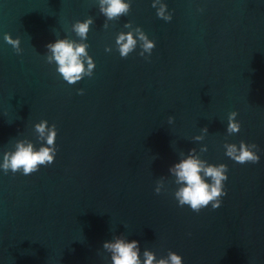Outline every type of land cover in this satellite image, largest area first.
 <instances>
[{
  "label": "water",
  "instance_id": "95a60500",
  "mask_svg": "<svg viewBox=\"0 0 264 264\" xmlns=\"http://www.w3.org/2000/svg\"><path fill=\"white\" fill-rule=\"evenodd\" d=\"M125 2L129 13L110 21L99 0H0V164L19 141L41 147V121L57 130L51 165L0 169V264H112L103 244L117 237L139 242L141 264L145 250L182 264H264V0H161L171 21L154 0ZM89 18L93 75L69 85L46 45L79 43L72 26ZM135 28L155 47L141 56L138 41L122 58L116 39ZM232 112L241 127L229 135ZM241 142L257 145L258 163L226 156ZM193 148L228 168L218 209L175 199L169 168Z\"/></svg>",
  "mask_w": 264,
  "mask_h": 264
},
{
  "label": "clouds",
  "instance_id": "9594fccd",
  "mask_svg": "<svg viewBox=\"0 0 264 264\" xmlns=\"http://www.w3.org/2000/svg\"><path fill=\"white\" fill-rule=\"evenodd\" d=\"M157 5H159L158 8ZM152 7L157 8L158 18L171 21L172 16L166 14V5L161 3V0H154ZM99 11L107 20H117L129 13L130 2L126 3L125 0H99ZM92 24L93 20L89 18L84 22L77 21L72 26V31L80 39L79 43L69 39H58L55 43L46 45L47 51L51 53L47 56V62L49 64L55 62L58 66V73L69 85L81 81L85 76L92 77L93 75L95 64L87 52L89 45L83 42L87 39ZM104 27H108L107 23L104 24ZM125 27L132 28V25L125 24ZM4 40L15 50L17 55L22 53L19 39L14 40L10 35L5 34ZM138 41L142 48L140 55L143 56L145 53L150 55L155 43L150 41L140 28H135L127 34L121 33L118 35L116 45L120 56L127 58L137 47ZM106 51H111V49H106ZM80 94H83L82 91ZM236 116V112L229 114L227 126L229 135L240 131L241 126L236 121ZM168 122L171 124L173 118L169 117ZM35 131L38 134L41 147L36 150L31 142H17L14 152H6L3 155L0 169L5 174L9 170L13 174L22 170L24 175H29L37 172L40 166H48L54 162L57 152L55 146L56 126L53 124L49 127L47 121H41L35 125ZM207 131V127L202 129L205 134ZM202 139V135L194 137L195 141H201ZM224 148L226 149V156L236 163L256 164L259 162V156L256 154L257 145L255 144L249 145L241 142L237 147L235 144L226 143ZM206 151V147L200 149L201 153ZM194 153H196V149L193 148L187 158L169 168V173L175 177L174 182L180 186L174 194L175 199L180 207L187 205L196 213H199L202 208H206L210 204L213 210L218 209L221 206V198L226 195L223 189L224 182L228 179L226 175L228 168L224 164L210 165ZM163 188L164 179L161 178L157 182L156 194L159 195ZM103 248L111 253L112 264H141L138 241L126 242L123 238L117 237L114 242H105ZM143 264H182V257L169 251L167 258L157 259L153 252L145 250L143 252Z\"/></svg>",
  "mask_w": 264,
  "mask_h": 264
}]
</instances>
